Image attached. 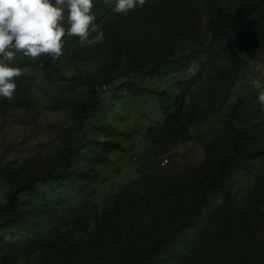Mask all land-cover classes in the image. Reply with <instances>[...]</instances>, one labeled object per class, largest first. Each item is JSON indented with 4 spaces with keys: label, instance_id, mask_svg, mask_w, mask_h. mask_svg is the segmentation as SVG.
<instances>
[{
    "label": "rangeland",
    "instance_id": "1",
    "mask_svg": "<svg viewBox=\"0 0 264 264\" xmlns=\"http://www.w3.org/2000/svg\"><path fill=\"white\" fill-rule=\"evenodd\" d=\"M263 8L0 0V264H264Z\"/></svg>",
    "mask_w": 264,
    "mask_h": 264
},
{
    "label": "trees",
    "instance_id": "2",
    "mask_svg": "<svg viewBox=\"0 0 264 264\" xmlns=\"http://www.w3.org/2000/svg\"><path fill=\"white\" fill-rule=\"evenodd\" d=\"M264 9V8H263ZM262 9V10H263ZM81 80L87 85V96H88V104H85L84 107H88L89 105H92L95 103V100H96V90H95V82L94 80L91 78V77H83L81 78ZM170 99L168 100H163L162 103H166V101H169ZM173 101L175 100V97H173L172 99ZM46 179H51V180H54V181H59L61 179V174L60 173H52V172H46V173H42V174H38V175H34L32 176L27 183L23 184V185H20L19 187H17L14 191H12L9 195V199L10 201L13 200L17 194H20L21 192H24V191H27V190H30L32 187H33V184L36 182V181H40V180H46ZM205 201H206V198L205 199H201L199 202H197L196 204V207L197 208H201L204 206L205 204ZM199 214V211L197 212V215ZM211 227V224H209L207 227H203L201 228L200 230H198V232L196 230L194 231H191V233L193 234V238H194V243L198 242L201 237L203 235L206 234V231L209 230V228ZM165 245V244H164ZM175 244L173 243H167V245L165 246V250L163 251H169L167 252V256L165 258V263L166 264H180L181 261L183 260H180L179 258V255H178V246H174ZM194 245V244H192ZM193 247V246H192ZM158 248V246H156L155 248H151L146 256L143 258V260H146L148 261L149 259H155V257L157 258L159 256V252H157L158 250H156ZM142 264V263H140ZM150 264V263H149Z\"/></svg>",
    "mask_w": 264,
    "mask_h": 264
},
{
    "label": "built area",
    "instance_id": "3",
    "mask_svg": "<svg viewBox=\"0 0 264 264\" xmlns=\"http://www.w3.org/2000/svg\"><path fill=\"white\" fill-rule=\"evenodd\" d=\"M166 161H167V160L164 159V160L162 161V164H164Z\"/></svg>",
    "mask_w": 264,
    "mask_h": 264
}]
</instances>
